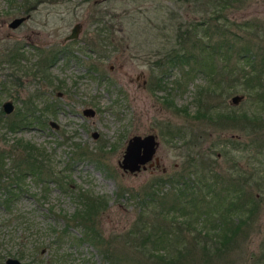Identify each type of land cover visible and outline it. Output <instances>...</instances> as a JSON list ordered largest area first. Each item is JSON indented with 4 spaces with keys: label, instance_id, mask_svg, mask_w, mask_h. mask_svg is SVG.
<instances>
[{
    "label": "rangeland",
    "instance_id": "obj_1",
    "mask_svg": "<svg viewBox=\"0 0 264 264\" xmlns=\"http://www.w3.org/2000/svg\"><path fill=\"white\" fill-rule=\"evenodd\" d=\"M22 3L29 5V17L17 27L8 28L6 22L22 14L15 6ZM206 3L0 0L1 32L8 34L0 40V56L6 45L17 44H22L19 50L25 56L17 68L0 64V78L7 80L6 90H0V102L12 100L14 108L7 115L10 120L17 119V111L29 105L26 123L14 131L0 124V151L5 152L14 137H21L42 150L43 162L55 177L67 176L72 181V189L64 190L51 177L40 180L26 176L28 190L11 203L9 211L0 206V253L10 251L22 264L102 263L100 251L104 246L100 250L86 242L68 241L65 236L59 239L51 229L59 230L62 216L73 210L78 187L105 198L99 227L110 242L109 249L117 253L135 252L141 232H135L138 227L133 225L141 221L137 220L140 215L145 221L142 232L147 231L150 237L165 232L161 249L183 250L180 264H264V110L259 107V99L242 83L219 89L208 81L214 72L195 67L190 58L189 63L184 61L186 57L183 62L170 64L171 59H177H170L171 53L179 45H187L178 34L191 28L192 19L206 17ZM222 3H226V25L236 33L226 35L234 46L231 53H226L229 64L247 47L264 50V0ZM77 21L81 23L78 36L63 42ZM218 22L224 23L222 19ZM58 47L67 52L59 54L45 71L33 74L39 52L45 60ZM224 62L217 58L214 68ZM11 73L13 77L21 75L18 81H11ZM158 77L159 86L155 84ZM236 93L242 97L232 103L230 97ZM205 101L212 105L207 107L208 116L200 114L205 111ZM86 106L94 108L92 116L81 115ZM243 110L259 114V119L242 123L216 117L220 111L237 116ZM49 120L57 126H51ZM91 131H97L98 136L93 138ZM147 132L155 133L158 140L153 166L146 164L133 173L123 171L116 161L126 138ZM76 143L91 151L79 156L74 152ZM189 153L195 159L186 162ZM198 154L204 157L202 170L209 172L207 175L218 173L230 185L228 201L238 208L235 206L229 217L238 226L224 248L207 244L188 253L192 235L191 228L181 226L186 219L181 215L184 212L167 209L171 188L177 185L164 181L160 185L163 193L156 194V199L144 197L141 187L157 173L168 176L184 165L188 170L195 168L192 164H200ZM3 161L8 163L9 159ZM181 171L186 172L184 168ZM7 215L9 218L2 219ZM166 222L171 224L170 231L165 229ZM69 230L79 234L77 226ZM144 245L150 246L148 242Z\"/></svg>",
    "mask_w": 264,
    "mask_h": 264
},
{
    "label": "trees",
    "instance_id": "obj_2",
    "mask_svg": "<svg viewBox=\"0 0 264 264\" xmlns=\"http://www.w3.org/2000/svg\"><path fill=\"white\" fill-rule=\"evenodd\" d=\"M222 1L230 2V0H207L205 8L203 7L206 17L201 20L192 19L190 22L191 28L187 27L180 33L178 28V35L186 39L187 45H179V48L174 50L173 54L171 53L170 59H177H171L170 64L174 61L183 62L186 57L187 60L185 59L184 61L187 63H189V58L192 59L194 66L197 65L195 67L208 73L209 71L214 72L208 78V81L210 80L211 83L216 84L219 89L224 88L226 85L236 87V85L242 83L248 93L253 92V95L259 99H257L260 102L259 107L264 110V50L257 49L255 51L247 47L244 49L245 52H238L235 60L229 64V56H226V53H231V49L234 46L230 39H227V36L236 35V33L230 31L229 25H226L227 18L223 13L226 3L223 4ZM15 6L22 11L29 10V5L25 3ZM219 19H222L224 23L218 22ZM199 31H201V35H199ZM212 31L217 32V35H214L215 32L213 33ZM222 37L226 38L223 39ZM223 45H225L226 51L225 47L224 49L222 48ZM53 55L51 52L45 60L52 61ZM219 57L225 60V64L219 68H214L215 62ZM239 59H241L240 62ZM45 60L44 57L40 56L39 52L35 70L45 71L43 66ZM167 61H170L169 58H167ZM154 63L158 65L157 60ZM205 76L208 77V75ZM159 79L160 77L155 81L157 86L160 84ZM203 103L206 105V108L200 114L208 116L207 107L211 108L212 105L207 104L206 101ZM255 110L257 109L255 108ZM18 112L21 115L20 117H22L24 111ZM216 117L218 118L217 120L252 123L259 119V114L256 115L253 112L247 114L243 110L236 116V114L229 113V111H225L224 113L220 111L216 114ZM0 124L7 130L14 131L23 123H18V121L17 123H13L12 120H9L8 123ZM97 148H100V146ZM89 151L91 150H87L85 145L75 144L74 152L79 156L85 155ZM42 155L43 152L39 147L21 137H14L5 152L0 151V206L5 208L6 211H9L12 202L28 190L24 182V178L28 175L32 178L37 177L40 180H46L45 178L51 177L64 190L72 189L70 178L67 176L64 178L55 177L52 169L46 167L47 163L43 162L44 158ZM188 156L186 162L195 159L190 153ZM5 158L9 159L8 163L3 161ZM201 158L204 157L200 154L196 156V160L200 164H192L195 168L188 170L184 165L181 168H184L186 172L181 171L182 169L180 168L168 176L157 173L149 182L143 184L141 187L143 193L146 195L143 194L144 197L156 199V194L159 192L163 193L160 191V185L164 181L170 182L173 186L174 184L177 185L171 188L167 209L184 212L183 214L180 213L186 217L181 226L191 228L192 235L189 242L190 246L186 248V252L188 253L197 246L205 248L207 244L215 245L217 248H220V246L224 248L227 242L226 239L230 237V234L232 235L237 231L238 226V222L234 218L231 219L229 217L238 208L237 204L235 205L234 202L228 201L230 185L218 173L214 172L215 175H207L209 172L205 173L202 170L205 165L201 162ZM207 170L211 169L207 168ZM44 191L45 188L43 187ZM74 192L76 202L73 210L69 214L62 216L63 223L59 230L51 227L55 232L56 238L61 239L65 236L68 241L86 242L92 246L99 247L98 249L100 250L104 246L100 251L101 258L103 259V262L100 264H180L183 250L174 249L175 251H165V249H161L160 247H164L163 243L166 241L165 232L162 231L161 233L158 231V234L152 235V237L148 235L147 231L142 232L145 221L140 215L137 220L141 221L138 224H136V221L135 225H133L134 227H138L135 228V232H141L138 236L139 243L136 246V253L133 250V254H120L113 249H109L110 242L103 238L98 222L99 213L105 206V198L78 187ZM183 202L185 203L183 204ZM186 206L187 208H185ZM7 218H9V215L2 219ZM174 219L173 216L172 220ZM166 224L165 229L170 231L171 224L168 222ZM70 226H77L79 234H72V231L69 230ZM201 231L203 232L202 234ZM220 237L222 238L220 239ZM0 238L1 243L3 234H0ZM104 242L106 246L103 244ZM147 242L150 244L149 247L144 245ZM217 250L219 251V249ZM4 255H11V253L10 251L0 253V259ZM17 255L20 256L21 253H17Z\"/></svg>",
    "mask_w": 264,
    "mask_h": 264
},
{
    "label": "water",
    "instance_id": "obj_3",
    "mask_svg": "<svg viewBox=\"0 0 264 264\" xmlns=\"http://www.w3.org/2000/svg\"><path fill=\"white\" fill-rule=\"evenodd\" d=\"M27 16L28 14L14 17L8 22V24L10 26H15ZM80 28V22L77 21L73 23L70 32L65 35L63 39L75 37ZM241 97L242 94H233L230 97V101L236 103ZM3 107L6 111H9L12 108V104L9 100H6L3 102ZM82 112L86 116H91L94 113V109L85 107L82 109ZM50 124L55 126L54 123ZM91 135L92 137H96L98 133L97 131H92ZM157 146L158 140L155 133H133L126 138L121 157L117 159L116 163L123 171L131 173L139 169H144L146 164H151ZM3 264H22V262L15 256L7 255L3 259Z\"/></svg>",
    "mask_w": 264,
    "mask_h": 264
},
{
    "label": "flooded vegetation",
    "instance_id": "obj_4",
    "mask_svg": "<svg viewBox=\"0 0 264 264\" xmlns=\"http://www.w3.org/2000/svg\"><path fill=\"white\" fill-rule=\"evenodd\" d=\"M22 10H20V12H21ZM24 12V13H23ZM25 14H28V16L27 17H25L23 20H25V19H27L28 17H29V13H28V11H22V14H19V15H16V16H13L12 18H14V17H17V16H21V15H25ZM12 18H10L7 22H6V26L8 27V28H10V29H12V28H15V27H17L22 21H20L18 24H16L15 26H10L9 24H8V22L12 19ZM2 23H3V21L0 19V40L2 39V37H4V36H6V35H8V34H2V32H1V27H2ZM73 25V24H72ZM71 28V27H70ZM81 29V28H80ZM80 31V30H79ZM79 31H78V33H79ZM69 32H70V29H69ZM68 32V33H69ZM67 33V34H68ZM78 33H77V35L75 36V37H73V38H76L77 36H78ZM66 34V35H67ZM64 37H65V35H64ZM63 37V38H64ZM62 38V41L63 42H65V41H69V40H71V39H73V38H69V39H63ZM0 45H1V43H0ZM0 48H1V46H0ZM22 48V44H17L16 46H9V45H6L5 47H4V50L2 51V56H0V64H2V63H6L7 65L9 64V65H11V66H13V67H15V68H17L18 67V63H19V61L20 60H22V59H24L25 58V56L23 55V53L21 52V50H19V49H21ZM51 52H52V55H53V60L52 61H47V60H45V63H43V66H44V68H45V70H46V67H49V66H51L53 63H54V61L56 60V58L58 57V55L59 54H65L67 51H65L64 49H60V47H58V48H56V49H54V50H51ZM34 66V69H33V74H35V72H36V70H35V65H33ZM28 70V69H27ZM141 74V73H140ZM6 75H8L9 76V73H6ZM10 76L12 77V79H11V81L13 82L14 80H13V78H16L17 79V81H18V77H20L19 75H17L18 77H13V75H12V73L10 74ZM7 80H6V78L5 77H2V78H0V90H6V86H7V82H6ZM57 93V95L58 96H60L61 95V93L59 92V91H57L56 92ZM6 100H9L10 102H11V104H12V108L9 110V111H6L5 109H4V107H3V102L4 101H6ZM27 101L29 102V104L30 105H32V101H31V99L30 98H28L27 99ZM86 107H90V106H86ZM13 108H14V105H13V102H12V100L11 99H9V98H7V99H4V100H2L1 102H0V123H8V121L10 120V119H8V117H7V115L8 114H10L12 111H13ZM83 108H85V107H83ZM82 108V109H83ZM90 108H92V107H90ZM24 109V110H23ZM82 109H81V115L83 116L84 114H83V112H82ZM92 109H94V108H92ZM21 110H23L24 111V114L22 115V117H20L21 115L19 114V112L17 111V115H19L18 117H17V119H11L12 121H13V123H17V121H18V123H26V115L28 114V110H29V105L27 106L26 104L22 107V109ZM94 113H95V110H94ZM93 113V114H94ZM92 114V115H93ZM91 115V116H92ZM84 116H86V115H84ZM48 123L50 124V123H54L55 124V126L54 125H52V124H50L51 126H53V127H56L57 126V124L55 123V122H53V121H51V120H49L48 121ZM92 132V131H91ZM92 136V135H91ZM98 136V135H97ZM96 136V137H97ZM157 137V136H156ZM93 138H95V137H93ZM151 164H152V162H151ZM151 164H147L148 166H150ZM153 165H151L150 167H152ZM127 172V171H126Z\"/></svg>",
    "mask_w": 264,
    "mask_h": 264
}]
</instances>
